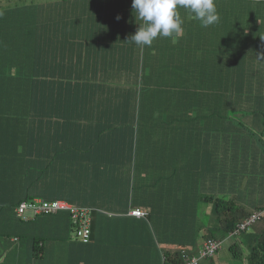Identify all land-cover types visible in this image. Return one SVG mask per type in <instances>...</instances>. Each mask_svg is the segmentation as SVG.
Segmentation results:
<instances>
[{
  "label": "crops",
  "instance_id": "1",
  "mask_svg": "<svg viewBox=\"0 0 264 264\" xmlns=\"http://www.w3.org/2000/svg\"><path fill=\"white\" fill-rule=\"evenodd\" d=\"M41 6L44 64L56 73L79 75L92 89L101 85L118 92L137 87L140 76L142 83L156 87L154 92L164 87L176 95L164 104L159 98L124 99L118 106H112L110 99H78L77 94L66 104L57 100V107L64 106L73 116L48 120L44 132L48 142L43 139V145L49 153L48 148L72 143L65 150L86 161L99 181L96 195L87 200L95 207L90 239L83 243L74 237L65 212L22 220L14 208L0 213V264H163L164 260L171 264L170 245L194 241L192 232L198 225L191 221L201 220V227L213 214L210 201L202 198L209 185L198 178L204 173L208 177L212 165L209 148L199 145L210 138L215 118L196 117L198 108L186 94L195 83L193 77L207 89L212 86L209 78L220 72L209 68L211 53L198 54L204 32L212 33V26L202 27L190 10L178 8L181 32L158 37L150 47L136 46L128 42L141 23L132 0H47ZM82 87L86 86L76 85L78 92ZM209 105L200 106L207 111ZM163 118L169 120L168 126L163 127ZM50 125L52 130L58 127V133L50 131ZM166 173L174 174L167 178ZM233 189V203L239 205L241 192L236 194L235 185ZM132 209L147 214L136 217L130 214ZM263 228L264 219L252 229ZM215 235L224 247L235 240L244 247L230 234L216 231ZM199 264H215V260L202 259Z\"/></svg>",
  "mask_w": 264,
  "mask_h": 264
},
{
  "label": "trees",
  "instance_id": "2",
  "mask_svg": "<svg viewBox=\"0 0 264 264\" xmlns=\"http://www.w3.org/2000/svg\"><path fill=\"white\" fill-rule=\"evenodd\" d=\"M215 3L220 21L211 25L212 33L204 32L206 39L199 45L202 50L198 54L203 50L211 53L209 68L214 66L220 72L209 78H213L212 86L207 89L203 84H196L193 77L195 83L186 92L188 101L198 108H195L196 117L215 118L214 124H210V138L199 145L209 148L212 165L208 177L204 173L198 178L202 185H209L202 198L210 201L213 214L212 219L203 220L201 227L202 221L194 218L191 222L198 225L192 232L194 241L171 244L167 255L171 264H183L184 253L196 256L197 264L202 259H215L223 247L222 239L215 233L221 231L236 238L242 236L238 240L248 250L247 264H264V228L252 229L264 219V0H216ZM41 5L20 8L17 13L0 12V183L6 200L0 203V213L14 211L21 201L37 197L48 201L64 199L90 210L91 230L90 216L95 207L87 200L96 195L99 181L88 170L86 161L65 150L73 147L72 143L59 149L48 148L49 153L46 152L47 144L43 145L44 132L49 129L48 120L55 116L60 118L56 120H67L73 116L64 106L58 108L57 100L66 104V101L77 99L76 96L78 99H110L112 106H118L124 99L159 98L164 104L176 93L160 86L162 91L154 92L156 87L142 83L140 76L137 87H123L118 92L101 85L92 89L82 80L85 77L79 75L56 73L53 67L44 64L47 61L42 52L40 23L44 14ZM195 21L199 20L194 16ZM195 38L196 45L198 37ZM5 66L8 73L4 71ZM78 84L86 87L78 92ZM201 102L210 103L207 111L201 109ZM161 122L163 127L170 123L166 118ZM58 129L52 130L50 125L54 133H58ZM44 141L47 143L48 139ZM173 174L166 173V176L169 178ZM100 181L104 184L102 179ZM222 185L225 187H220ZM234 185L236 194L241 192L239 205L233 203L236 199ZM249 206L252 207L247 213ZM252 211L259 212L260 218L233 234L237 223ZM60 212L68 214L74 234L76 226L68 210L38 215ZM227 212H230L229 218L223 219ZM209 239L218 242V248L212 254L198 256L203 243ZM225 247L233 256L243 248L236 240ZM164 262L167 264L166 260Z\"/></svg>",
  "mask_w": 264,
  "mask_h": 264
},
{
  "label": "clouds",
  "instance_id": "3",
  "mask_svg": "<svg viewBox=\"0 0 264 264\" xmlns=\"http://www.w3.org/2000/svg\"><path fill=\"white\" fill-rule=\"evenodd\" d=\"M132 8L136 20L141 21L128 40L136 46L150 47L158 37H172L181 32L183 19L178 8L190 10L205 28L220 21L215 0H132Z\"/></svg>",
  "mask_w": 264,
  "mask_h": 264
},
{
  "label": "built area",
  "instance_id": "4",
  "mask_svg": "<svg viewBox=\"0 0 264 264\" xmlns=\"http://www.w3.org/2000/svg\"><path fill=\"white\" fill-rule=\"evenodd\" d=\"M59 210H68L73 224L76 226L74 230V236L79 241L86 243L89 239V214L90 210L85 207H77L74 204L54 199L43 200L42 198H33L32 200L21 201L16 207V215L22 219L27 220L30 217H35L40 213H55ZM130 214L136 217H144L147 213L141 209H132ZM260 218V213L252 211L243 221L237 223L233 234H238L241 230L249 227L253 222ZM218 248V242L214 240H207L203 243V246L198 256H205L212 254ZM183 264H197L196 256H189L183 254Z\"/></svg>",
  "mask_w": 264,
  "mask_h": 264
},
{
  "label": "rangeland",
  "instance_id": "5",
  "mask_svg": "<svg viewBox=\"0 0 264 264\" xmlns=\"http://www.w3.org/2000/svg\"><path fill=\"white\" fill-rule=\"evenodd\" d=\"M47 0H0V12L2 11H9L16 13L19 11L20 8L24 9L29 5H40L45 3ZM169 63V62H166ZM143 69H146L145 65ZM4 71L8 73L6 66L4 67ZM19 71H21L19 69ZM22 72V71H21ZM242 237V236H239ZM238 237V238H239ZM241 239V238H240ZM240 253L237 256H233L227 247H222L217 255L215 256V264H247V256L248 250L247 248L243 247L240 249Z\"/></svg>",
  "mask_w": 264,
  "mask_h": 264
}]
</instances>
